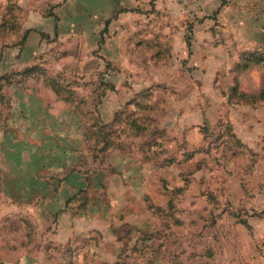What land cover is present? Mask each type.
Wrapping results in <instances>:
<instances>
[{
	"label": "rangeland",
	"instance_id": "1",
	"mask_svg": "<svg viewBox=\"0 0 264 264\" xmlns=\"http://www.w3.org/2000/svg\"><path fill=\"white\" fill-rule=\"evenodd\" d=\"M232 3L0 0V264H264V32Z\"/></svg>",
	"mask_w": 264,
	"mask_h": 264
},
{
	"label": "crops",
	"instance_id": "2",
	"mask_svg": "<svg viewBox=\"0 0 264 264\" xmlns=\"http://www.w3.org/2000/svg\"><path fill=\"white\" fill-rule=\"evenodd\" d=\"M231 2H235V4L232 3L233 5L231 4L230 6L232 8V16L236 15V12L233 11L234 9L240 10V32L246 34L264 32V0H231ZM251 20L256 22L255 27Z\"/></svg>",
	"mask_w": 264,
	"mask_h": 264
},
{
	"label": "trees",
	"instance_id": "3",
	"mask_svg": "<svg viewBox=\"0 0 264 264\" xmlns=\"http://www.w3.org/2000/svg\"><path fill=\"white\" fill-rule=\"evenodd\" d=\"M264 92V91H263Z\"/></svg>",
	"mask_w": 264,
	"mask_h": 264
}]
</instances>
